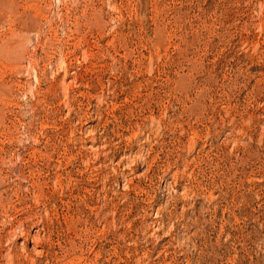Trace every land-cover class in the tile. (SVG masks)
<instances>
[{"label":"rangeland","instance_id":"1","mask_svg":"<svg viewBox=\"0 0 264 264\" xmlns=\"http://www.w3.org/2000/svg\"><path fill=\"white\" fill-rule=\"evenodd\" d=\"M0 264H264V0H0Z\"/></svg>","mask_w":264,"mask_h":264}]
</instances>
